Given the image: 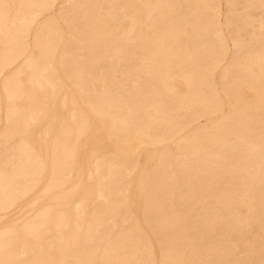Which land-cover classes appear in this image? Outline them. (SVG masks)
Returning <instances> with one entry per match:
<instances>
[{"label":"bare ground","instance_id":"obj_1","mask_svg":"<svg viewBox=\"0 0 264 264\" xmlns=\"http://www.w3.org/2000/svg\"><path fill=\"white\" fill-rule=\"evenodd\" d=\"M0 0V264H264V0Z\"/></svg>","mask_w":264,"mask_h":264},{"label":"rangeland","instance_id":"obj_2","mask_svg":"<svg viewBox=\"0 0 264 264\" xmlns=\"http://www.w3.org/2000/svg\"><path fill=\"white\" fill-rule=\"evenodd\" d=\"M58 5H59V0H56L55 4L53 6V12L57 11Z\"/></svg>","mask_w":264,"mask_h":264}]
</instances>
